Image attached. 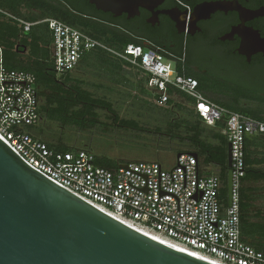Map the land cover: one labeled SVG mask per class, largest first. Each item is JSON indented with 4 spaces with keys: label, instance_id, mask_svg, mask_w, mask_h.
<instances>
[{
    "label": "built area",
    "instance_id": "1",
    "mask_svg": "<svg viewBox=\"0 0 264 264\" xmlns=\"http://www.w3.org/2000/svg\"><path fill=\"white\" fill-rule=\"evenodd\" d=\"M1 14V11H0ZM11 17V16H10ZM24 32L46 23L52 33V59L58 76L74 72L97 49L114 54L147 77L158 106L192 100V108L211 127L224 121L232 156V195L197 157L183 154L174 166L158 162L127 164L111 171L96 164L86 150L59 152L35 138L30 129L41 121L36 76L6 65L0 42V137L31 167L69 192L116 219L137 226L217 264H264V252L241 238V186L247 173L246 140L264 136V121L234 112L210 100L185 67L157 48L128 45L114 51L81 30L57 19L30 23L11 17ZM175 63V64H173Z\"/></svg>",
    "mask_w": 264,
    "mask_h": 264
},
{
    "label": "trees",
    "instance_id": "2",
    "mask_svg": "<svg viewBox=\"0 0 264 264\" xmlns=\"http://www.w3.org/2000/svg\"><path fill=\"white\" fill-rule=\"evenodd\" d=\"M29 1L30 7L34 9L31 17L23 15L16 8V0H0V8L30 23H38L45 19L60 20L102 42L114 51L123 52L128 45L147 47L142 39L123 34L119 29L105 22L89 20L78 14L72 7H60L44 0ZM0 41L4 48L5 62L8 67L25 70L36 76L37 90L41 101V118L45 116L51 121L71 122L83 129H92L98 124H103L100 122L101 116L98 112L102 111L114 125L119 123L120 114L114 108V103L104 98H95L96 94L90 91L92 88L89 89L76 75V70L87 66L89 62H95L92 65L93 68L111 76L119 85L128 86L130 79L127 77V73L131 74L135 78L134 87L136 90L153 100L152 93L147 89L148 78L139 69L101 49L87 53L74 72L58 76L52 59V33L46 23L35 24L29 32H24L12 19L0 21ZM19 42H22L24 46L17 49L16 46ZM151 42L155 44V42ZM150 47L156 49L158 45ZM25 49L26 53H24ZM180 56L183 54L181 53ZM169 57L172 58V56ZM184 74L193 76L199 81L187 68H185ZM201 90L203 91L202 86ZM136 98L142 101L147 110L160 114L164 123L162 137H166V140L171 144L169 151L176 155L178 153H196L200 162L211 169V173H217L220 176L223 182L222 195L227 203L230 169L228 167L229 142L226 136L225 122H219L214 127L206 125L194 112L192 100L182 94H180L179 101L172 100L169 105L159 108L150 100L142 97ZM212 101L234 112L264 121L263 116L237 110L220 101ZM84 103H88V105ZM95 104H98L99 107L97 108ZM42 141L55 151L74 152L59 144ZM78 150L93 153L88 149ZM246 152L247 173L240 191L241 238L257 251L264 252V204H260V201L264 200V193L259 192V188L256 187L258 184H264V167H262L264 165V136L247 138ZM95 157L97 166L111 171L118 170L122 164L96 155ZM156 162L159 163V161Z\"/></svg>",
    "mask_w": 264,
    "mask_h": 264
},
{
    "label": "water",
    "instance_id": "3",
    "mask_svg": "<svg viewBox=\"0 0 264 264\" xmlns=\"http://www.w3.org/2000/svg\"><path fill=\"white\" fill-rule=\"evenodd\" d=\"M164 1L92 3L103 11L129 5L138 13L139 8L153 10ZM168 14L175 20L173 13ZM190 155L198 158L196 153ZM228 167H232L230 145ZM231 195L229 170V202ZM0 264L217 263L153 239L79 198L31 167L0 137Z\"/></svg>",
    "mask_w": 264,
    "mask_h": 264
},
{
    "label": "flooded vegetation",
    "instance_id": "4",
    "mask_svg": "<svg viewBox=\"0 0 264 264\" xmlns=\"http://www.w3.org/2000/svg\"><path fill=\"white\" fill-rule=\"evenodd\" d=\"M44 1L72 7L89 20L142 39L147 47L158 45L165 57L172 56L199 79L208 98L264 117V90L259 88L264 85V0H165L138 13L129 5L103 11L92 0ZM30 4L16 0L15 5L31 17ZM0 11V21L17 18Z\"/></svg>",
    "mask_w": 264,
    "mask_h": 264
},
{
    "label": "rangeland",
    "instance_id": "5",
    "mask_svg": "<svg viewBox=\"0 0 264 264\" xmlns=\"http://www.w3.org/2000/svg\"><path fill=\"white\" fill-rule=\"evenodd\" d=\"M94 63L89 62L87 66L76 70V75L89 89L92 88L90 91L96 94L95 98L112 101L120 114L118 122L124 123L114 125L106 113L98 111L100 122L103 124H98L92 129H83L71 122L51 121L43 116L34 131L43 134L44 139L74 152L78 149H88L98 157L122 164L159 161L166 168L173 166L176 154L169 151L171 144L166 137H162L164 123L160 114L147 110L136 97L155 102L136 90L135 78L131 74L127 73L130 79L128 86L119 85L111 76L93 68ZM259 88L264 90V85ZM256 187L259 192L264 193L263 183ZM260 204L263 205L264 200L260 201Z\"/></svg>",
    "mask_w": 264,
    "mask_h": 264
},
{
    "label": "bare ground",
    "instance_id": "6",
    "mask_svg": "<svg viewBox=\"0 0 264 264\" xmlns=\"http://www.w3.org/2000/svg\"><path fill=\"white\" fill-rule=\"evenodd\" d=\"M124 223H125V222H124ZM126 224L130 225L131 227H133V228L136 229L137 231H139V232H141V233H143V234H145V235H147V236H149V237H151V238H153V239H156V240L162 241V242H164V243H166V244H169V245H171V246H173V247H175V248H177V249H180V250H182V251H185V252H187V253H189V254H191V255H194V256H196V257H198V258L205 259V258H203L202 256H200L199 254L194 253V252H192V251H190V250H187V249H185V248H183V247H181V246H179V245H176V244H174V243H171V242H169V241H167V240L161 238L160 236H158V235H156V234H154V233L148 232V231H146V230H144V229H141V228H139V227H137V226H133L132 224H129V223H127V222H126ZM208 261H211V260H208ZM211 262H213V261H211ZM214 263H216V262H214Z\"/></svg>",
    "mask_w": 264,
    "mask_h": 264
},
{
    "label": "crops",
    "instance_id": "7",
    "mask_svg": "<svg viewBox=\"0 0 264 264\" xmlns=\"http://www.w3.org/2000/svg\"><path fill=\"white\" fill-rule=\"evenodd\" d=\"M34 130H35V129L32 128V129H30V132H31V134H32L35 138H37V139H39V140L49 141L48 139H44V138L42 137L43 134L39 133L38 131L35 132Z\"/></svg>",
    "mask_w": 264,
    "mask_h": 264
}]
</instances>
